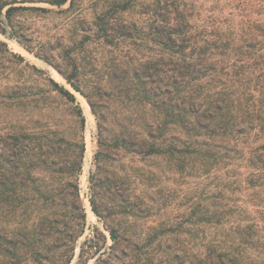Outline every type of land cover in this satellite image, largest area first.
<instances>
[{
  "label": "trees",
  "instance_id": "trees-1",
  "mask_svg": "<svg viewBox=\"0 0 264 264\" xmlns=\"http://www.w3.org/2000/svg\"><path fill=\"white\" fill-rule=\"evenodd\" d=\"M42 2L60 7L68 0H0V34L17 40L57 69L97 116L91 198L109 193L123 198L130 213L141 211L146 203L138 198L155 202L161 195L147 189L144 196L133 192L131 185L138 176L133 162L161 158L169 168L187 169L204 182V203L193 201L188 218L190 241L201 231V246L182 256L178 245L173 258L187 259L189 264H264V81L260 84L259 80L254 100L247 89L206 88L200 40L194 41L196 56H189L186 15L160 0L151 25V40L159 52L133 65L116 62L108 66L104 77L99 76L112 98L131 102L129 109L118 111L102 104L107 112H98L97 102L81 86L75 63L77 42H58L50 47L54 53L35 51L30 44L34 39L20 18L27 11H53L27 5ZM81 29L92 31L89 26ZM102 31L112 35L114 30L105 26ZM59 47L65 51L62 61ZM215 78L212 75V81ZM26 93L19 86L11 89L9 97L14 100L7 114L2 104L8 102L0 103L1 264H27L28 254L40 264L54 263L52 251L60 241L55 234L62 233V223L69 227L63 221L67 207L71 203L73 211H82L79 179L87 149L82 108L74 92L53 78L46 94ZM53 102L63 117L72 116L70 126L34 130L30 125L33 111L40 103ZM6 115L11 118L7 130ZM91 203L101 216L94 199ZM82 232V226L70 228L67 240ZM110 233L117 242L115 231ZM180 239L176 234V244Z\"/></svg>",
  "mask_w": 264,
  "mask_h": 264
},
{
  "label": "rangeland",
  "instance_id": "rangeland-1",
  "mask_svg": "<svg viewBox=\"0 0 264 264\" xmlns=\"http://www.w3.org/2000/svg\"><path fill=\"white\" fill-rule=\"evenodd\" d=\"M159 2L68 0L60 7L47 2L27 3L53 11H27L20 20L29 28L28 34L34 39L30 44L35 51L43 49L54 53L50 47L58 42H77L75 63L81 86L97 102L98 112H107L100 106L102 104L121 111L128 108L131 102L112 98L107 87L103 86L106 82L99 76L104 77L108 66L116 62L133 65L143 56L159 52V46L151 40L154 34L151 25L155 23V10ZM160 3L186 15L188 39H191L186 49L189 56H196L194 41L200 40L205 60L202 73L206 88L247 89L248 94L251 92L250 95H254L249 96L251 99L257 98L258 82L260 80L261 84L264 81V0H161ZM87 26L92 28L91 32L81 29ZM105 26L113 28L112 35L102 31ZM82 42H89V45L84 46ZM100 42L105 45H100ZM84 47L86 49L82 51ZM57 52L62 61L64 49L59 47ZM214 74L216 78L212 81ZM49 78L74 92L86 119L87 143L79 179L82 211H73L71 203L67 207L63 221L68 222L69 227L62 223V233L55 234L60 241L52 251L55 262L51 264H189L187 259L183 262V259L173 258V249L179 245L183 256L185 251L201 246V231L190 241L188 218L193 201L200 205L204 203L202 177L190 174L187 169L173 170L164 165L161 158H137L133 162L138 168L137 181L131 185L133 192L144 196L143 190L158 191L160 198H156L155 202L148 198H136L148 206L143 204L141 211L134 210L132 213L122 203L123 198H114L109 193L101 198H91L89 176L94 168L97 148V116L88 100L75 91L57 69L27 51L17 40L0 34V103L2 100L8 102L2 104L8 108L6 114L14 100L9 97L14 86L21 87L27 96H31L32 92L42 96L49 90ZM71 118L69 114L62 116L56 102L40 103L32 113L33 122L30 125L34 130L46 126L55 129L60 125L67 128ZM10 122V116L6 115L5 130ZM92 199L101 216L94 212ZM81 226L83 232L67 240L70 228L80 230ZM198 229L201 227L198 226ZM111 230L117 234V242L112 239ZM176 234L181 238L177 244ZM168 245L172 248H167ZM27 257V264L41 262L30 254Z\"/></svg>",
  "mask_w": 264,
  "mask_h": 264
}]
</instances>
